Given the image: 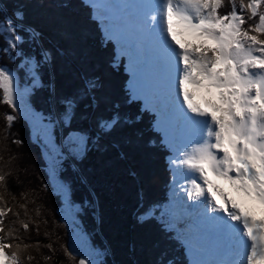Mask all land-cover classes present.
I'll return each instance as SVG.
<instances>
[{
    "label": "trees",
    "instance_id": "obj_1",
    "mask_svg": "<svg viewBox=\"0 0 264 264\" xmlns=\"http://www.w3.org/2000/svg\"><path fill=\"white\" fill-rule=\"evenodd\" d=\"M15 11L23 14L22 20H16ZM61 13L72 16L65 25ZM5 16L19 25L17 32L24 42L13 51L4 39L6 34H0V66L16 73L19 85L25 83L17 67L18 52L37 60L42 52L50 55L40 70L39 85L27 89L25 106L51 122V136L61 153L56 170L51 171L44 144L29 135L30 122L0 103V175L6 177L0 183V210L5 213L0 237L13 245L10 250L18 245L20 256L23 253L31 264H77L80 256L71 249L70 233L79 225L102 251L103 264H186L184 253L177 250L172 234L166 233L157 217L160 204L152 210L151 195L162 181L166 183L163 173L170 171L169 152L155 129L154 116L133 97L126 59L103 35L92 8L84 0H0V19ZM25 29L38 36L30 39ZM88 81L95 86L86 90ZM67 99L75 102L70 121L63 115ZM5 114L15 117L10 125ZM112 116H119L117 124L110 132H101L98 120ZM70 134L82 141L81 148H75ZM145 162L158 166V173L151 172L157 178L152 186L138 181L139 166ZM52 172L56 183L60 180L68 188L74 210L80 211L71 217L72 227L54 196ZM150 211V223L142 222L140 215ZM153 221L155 235L150 229ZM149 234L154 235L151 241Z\"/></svg>",
    "mask_w": 264,
    "mask_h": 264
},
{
    "label": "snow or ice",
    "instance_id": "obj_2",
    "mask_svg": "<svg viewBox=\"0 0 264 264\" xmlns=\"http://www.w3.org/2000/svg\"><path fill=\"white\" fill-rule=\"evenodd\" d=\"M227 2L231 11L222 14L225 0H128L117 6L113 30L148 59L157 86L198 135L169 163L184 180L181 190L190 210L208 226L195 246L227 258L193 264H264V0H239V8L237 0ZM14 15L23 19L20 11ZM248 21L252 23L245 28ZM18 27L9 16L0 19V34H6L13 51L24 42ZM25 31L30 39L38 36ZM49 60L47 52L40 60H22L20 67L33 87ZM94 86L86 82V90ZM23 91L16 73L0 66V103L17 111ZM64 104V119L70 121L75 102ZM5 118L9 125L15 119L10 114ZM119 119L101 117L98 128L110 132ZM70 140L77 144L71 134ZM5 179L0 175V183ZM257 209L260 219L254 215ZM4 215L0 210V232ZM15 247L10 251L13 245L0 237V264H21Z\"/></svg>",
    "mask_w": 264,
    "mask_h": 264
},
{
    "label": "rangeland",
    "instance_id": "obj_3",
    "mask_svg": "<svg viewBox=\"0 0 264 264\" xmlns=\"http://www.w3.org/2000/svg\"><path fill=\"white\" fill-rule=\"evenodd\" d=\"M125 3L128 2L127 0H124ZM245 2H247V0H245ZM101 5L104 4V9H103V15L106 17L105 21L101 24V28H102V32L103 35L108 37V39L112 40L113 43L115 44V48L116 51H119L120 49H122V53H125V59L129 65L130 71H129V82H130V89L131 92L133 94V97L138 100L142 106L143 109H147L149 112H152L153 107L155 105V103L158 101V93L155 92L153 90L152 87V80L154 79V70L151 66V64L149 62H147L146 65H141L140 62V57L141 55H136V53H134V49L133 47L130 45V40L126 39L122 36H120L119 34H117L116 32H114V27L117 23V15L119 12L118 7H114L112 6L110 3L106 2L105 0H96L95 5ZM237 8H239V0H237ZM231 10V5L227 2V0H225V4L224 6L219 10L222 14L223 13H227L228 11ZM94 14L99 17V19L101 18V12L100 10H94ZM63 15L64 19H61L63 21H65L64 25L66 23H68V21H66L67 17H69L68 19H70V17L72 18V16H67L64 13H61L59 16ZM247 17V13H245V18ZM16 23V22H15ZM252 21H248V24H245L244 27L247 28L249 24H251ZM75 24V23H74ZM77 24H75L76 26ZM69 35V34H68ZM9 48V47H8ZM11 49V48H10ZM22 53V52H21ZM8 55V59L12 60L13 59V55L11 52H7L6 53ZM16 57L20 58L19 63L17 64L18 69L22 72L23 76V81H24V85H19L21 90L23 91V95L20 97L18 103H19V108L17 110V112L20 114V116L22 118H26L27 122H30V137L34 138L37 137L38 139H40L42 141L43 148L45 149L46 153V160L49 163V167L51 168V171H54L55 167L58 166V158H59V153H61V149H60V145L56 146L53 140V137L51 136V127L52 124L51 122H49V120L46 119V117L40 115V116H36L35 113L31 112V110L29 109L28 106H25L26 103V99H27V89H29V85L31 86V80L30 78L25 74L24 70L20 67V64L22 62V60L24 59V55H16ZM15 57V58H16ZM28 57V56H27ZM145 58V56H144ZM131 65H133V69L131 68ZM49 71L52 73V71L49 69ZM53 74H52V78H51V87H53ZM154 83L157 85L156 83V76L154 79ZM159 87L156 86V89H158ZM26 89V90H25ZM158 92L161 95L160 100L162 99V91L159 88ZM164 99L162 101L159 102L158 106L160 107V113L162 115V117L164 118V121L166 123V125H169L168 122H166V117H168V114L166 112L163 111L162 108V104L164 103V101H166L167 96L164 94ZM159 113V112H158ZM159 113V115H160ZM160 115V116H161ZM181 115H179L178 119H181ZM161 119V118H160ZM28 122V123H29ZM181 123H178L176 125H179ZM171 125V124H170ZM174 125V126H176ZM187 124H184L183 126H186ZM173 126V125H171ZM157 128L159 129V131L161 132V135L164 137L165 140L170 139L169 136H171V138L174 140L175 144H174V152L177 153V150L182 148V142L185 139H191V137L189 135H185L177 130L173 131V133L163 129L161 126H157ZM180 129H182L180 127ZM187 130L186 132L190 133V130L187 129L186 127H183L182 131ZM191 130H193L191 128ZM198 138V135L195 134L193 135V139L191 141H195ZM77 144H80L79 142H77ZM77 144H75V148L77 147ZM186 144H188V141H186ZM81 148V146H80ZM79 149V148H78ZM146 166V171H144L143 169H145ZM140 168V172H139V177H141L140 179H138L139 182H142V184H147V186H152L153 183L152 182H156L157 178L154 176L153 177V173L151 175V172L154 171V173H158L157 169L158 166L156 164H151V163H147L145 162V164H143ZM168 169L170 170L169 173H163V175H165V179H166V183L162 184L164 181H162L159 184V187H157V189L154 191V197L153 195H151V198L154 199L153 202L155 203L153 206V210L156 208L157 205H161V211H159V217L163 219V227L165 229V231H171L173 233V235L178 238V236L181 238V241L183 242H188V238H190L189 236H186V231L187 226L191 228V225L193 223V219H188L185 216H188L185 213L189 211L190 206L189 205V201L187 199L183 200V211L181 210L180 207V201H181V196L180 191L181 190V184L184 183V180L179 176L175 174V169L170 166V163L168 165ZM56 170V169H55ZM174 176V177H171ZM51 178H52V182L55 183L54 184V196L55 194L57 195V198L59 199V201H61L62 204V216L64 217L65 221L68 222V225L70 227H72L71 223L73 221V219L71 217H75L78 216V213L80 211H78L77 208H73V205L70 203V197H69V190L66 186H63L59 181H57L56 183V174H54V172H52V174H50ZM171 177V178H170ZM153 180V181H152ZM81 181L82 183L85 184L84 179L81 177ZM221 187H223L225 189V191H228V188L226 185L221 183ZM153 188V187H152ZM182 193L184 194L185 197V193L182 191ZM1 197V196H0ZM145 197H147L145 195ZM183 197V196H182ZM160 198V200H158ZM161 198H163V203L161 201ZM0 201L2 202V198H0ZM6 207L8 206L7 204L3 203ZM66 205H68L69 207L67 208ZM93 206L97 211V202L96 199L93 198ZM12 208V207H11ZM72 208L71 210H73L72 212L68 209ZM11 211V209H10ZM9 211V212H10ZM71 212V213H70ZM183 212V214H182ZM76 213V214H74ZM14 214V212H13ZM141 216V220L142 222H149V218L151 216V213H145ZM180 216H183L186 218L185 223H186V227H179L178 229H175L178 227V223L183 222V220L178 221ZM258 216L261 217V213H258ZM158 217V218H159ZM197 217V215L195 216ZM257 218V217H256ZM164 219L166 221V223L164 222ZM260 219V218H257ZM178 221V223H177ZM4 223V220H3ZM70 223V224H69ZM97 223V221H96ZM150 223V222H149ZM79 224V223H78ZM153 226H150L151 232L155 235V228H154V221H153ZM79 227V225H78ZM76 226L73 227V229H71V237H70V241H72L71 243V249L74 253L78 254L80 257L79 258V262L81 259L85 260V264H88V261H92L93 264H103V257L101 256V254L99 252L100 251L99 247L95 248V243H91L90 242V238L88 235H86L85 233H83V229H79ZM96 233L98 234V228L95 229ZM153 234H149L148 236V240L151 241L152 237L154 236ZM7 235V234H6ZM6 235L5 238H6ZM10 238V237H9ZM7 240V239H6ZM193 240V238L191 239ZM8 241V240H7ZM189 243V242H188ZM188 245V244H187ZM189 246V245H188ZM70 250V249H69ZM12 251V250H10ZM203 249L197 248L195 245L192 246V249H190V252L192 253V258H191V262L193 264L194 261L197 260H206V261H211V260H218V259H226L227 257H221L219 255H216L215 253L209 251L206 253H202ZM20 252V250H19ZM157 252V251H156ZM156 252H154V250L151 252L153 254H156ZM73 254V253H72ZM20 260H21V264L25 263V264H31V259H29L27 256L24 257V254L21 253L20 256ZM28 261V262H27ZM30 262V263H29ZM79 262L77 264H79ZM165 262H168L167 258H165Z\"/></svg>",
    "mask_w": 264,
    "mask_h": 264
},
{
    "label": "bare ground",
    "instance_id": "obj_4",
    "mask_svg": "<svg viewBox=\"0 0 264 264\" xmlns=\"http://www.w3.org/2000/svg\"><path fill=\"white\" fill-rule=\"evenodd\" d=\"M197 101L199 102V98H197ZM162 105H163L162 106L163 111L168 114V117H166V122H168L169 125L171 124V125L174 126V125H176L178 123H181L183 125L186 124V122L183 120V118L178 119V117H179V114L178 113L179 112L173 109L172 102L169 101L168 97H167L166 101H164V103ZM179 195L181 196V201H180V204L179 205L181 207V210L183 211V209H184L183 208V200L186 199V195L184 197V194L182 193V191H180V194ZM188 206H190V203H189ZM186 213L187 212L185 211L184 214H186ZM182 214H183V212H182ZM185 217H187L188 219H191V218L194 219L195 218L194 215H188V216H185ZM255 217H256V215H255ZM185 220H186V218H185Z\"/></svg>",
    "mask_w": 264,
    "mask_h": 264
}]
</instances>
